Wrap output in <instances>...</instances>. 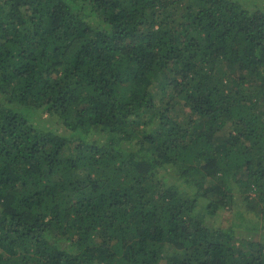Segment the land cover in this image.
Listing matches in <instances>:
<instances>
[{"label":"trees","instance_id":"obj_1","mask_svg":"<svg viewBox=\"0 0 264 264\" xmlns=\"http://www.w3.org/2000/svg\"><path fill=\"white\" fill-rule=\"evenodd\" d=\"M162 262L264 264V0H0V264Z\"/></svg>","mask_w":264,"mask_h":264},{"label":"rangeland","instance_id":"obj_2","mask_svg":"<svg viewBox=\"0 0 264 264\" xmlns=\"http://www.w3.org/2000/svg\"><path fill=\"white\" fill-rule=\"evenodd\" d=\"M259 3H262L263 0H258ZM236 69H234L235 71ZM32 120L34 123L38 124V127L42 128H50L51 126L56 124V121L51 117V115L45 111L44 107H35L32 111ZM189 112H187V107L180 108V111L178 112L177 116L180 121H184V119L188 118ZM213 196H211L212 198ZM210 197L201 198L202 202L209 201ZM228 218L235 219L237 222L239 221L238 218H236L231 211L228 209L226 211H223L221 220H226ZM171 253V252H170ZM162 264H164L162 262Z\"/></svg>","mask_w":264,"mask_h":264}]
</instances>
